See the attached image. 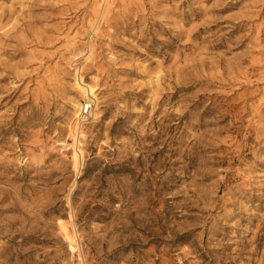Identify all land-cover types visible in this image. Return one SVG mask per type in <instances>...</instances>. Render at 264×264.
<instances>
[{"label":"rangeland","instance_id":"374dc122","mask_svg":"<svg viewBox=\"0 0 264 264\" xmlns=\"http://www.w3.org/2000/svg\"><path fill=\"white\" fill-rule=\"evenodd\" d=\"M94 6L0 0V264H81L59 220L85 264H264V0ZM79 67L98 117L76 171Z\"/></svg>","mask_w":264,"mask_h":264},{"label":"bare ground","instance_id":"6f19581e","mask_svg":"<svg viewBox=\"0 0 264 264\" xmlns=\"http://www.w3.org/2000/svg\"><path fill=\"white\" fill-rule=\"evenodd\" d=\"M112 0H95L96 6L95 10L99 15L100 14H107L110 9V5ZM102 18V16L100 17ZM92 32L98 34V25H94L92 27ZM78 35H73L71 39L68 36H65L66 41V53L70 55L74 60L78 57L83 58V63L85 62H94L96 59L95 54V46L90 41L86 45L85 50H81L80 52H76V43ZM74 60H70L69 66L72 65ZM79 68H76L73 75V88L76 91L77 97L69 101L70 104V111L67 121V129H68V137L71 139V143L68 145L70 146V163L73 170L78 171L81 166L82 158H83V149H82V141L81 139L85 136V130L83 126V122L85 119L80 118L79 109L80 105L83 100H91L93 103V108L90 113V118L92 120H96L98 117V113L96 112V107L98 105V98H97V88L95 84L86 83L82 77L79 75ZM69 219H72V214L69 213ZM58 230L64 241L67 243L68 250L70 254L74 255L77 260L81 264H85L83 259V254L80 249V245L78 242V231L76 230L74 225L68 226L67 224L63 223L61 220L58 221Z\"/></svg>","mask_w":264,"mask_h":264},{"label":"built area","instance_id":"2783aa9c","mask_svg":"<svg viewBox=\"0 0 264 264\" xmlns=\"http://www.w3.org/2000/svg\"><path fill=\"white\" fill-rule=\"evenodd\" d=\"M93 108V103L91 100H83V102L80 105V118L87 120L90 116V112Z\"/></svg>","mask_w":264,"mask_h":264}]
</instances>
